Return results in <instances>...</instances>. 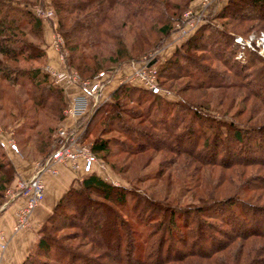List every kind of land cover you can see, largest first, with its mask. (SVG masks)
Wrapping results in <instances>:
<instances>
[{
	"label": "trees",
	"instance_id": "obj_1",
	"mask_svg": "<svg viewBox=\"0 0 264 264\" xmlns=\"http://www.w3.org/2000/svg\"><path fill=\"white\" fill-rule=\"evenodd\" d=\"M35 1L0 0V77L10 80V74H14V82L28 84L24 90L33 112L52 115L57 124L63 104L60 88L40 66L20 69L8 63L19 56H43L37 45L25 39L31 30L40 28V20L25 6L18 5ZM176 1L179 3L50 0L63 37L60 52L64 66L74 68L81 77L84 73L90 75L100 70L99 53L106 52L112 42L113 56L102 62L122 64L137 60V55L121 59L128 50L116 32V22L120 26L126 23L127 29L133 31L135 40L130 49L140 51L148 44L154 24L158 23L156 31L163 38L175 30L174 23L182 24L184 6L191 0ZM212 8L205 10L201 22L167 59L158 63L153 58L157 84L162 86L165 80L185 77L187 89H215L221 93L241 89L264 107V78L257 79L256 72L249 70L250 56L260 57L264 66V50L260 55L234 41L236 35L246 37L236 33L244 24L247 32L258 35L264 31V0H226L218 10L212 12ZM153 13L158 14L153 17ZM239 51L245 56L238 57ZM87 58L91 65L85 63ZM212 60L224 69L211 68ZM172 92L177 99L169 100L144 88L120 83L97 104L80 137L100 114V123L121 139L103 137L106 130L100 128V137L96 135L89 144L93 156L101 154L103 158L114 152L134 156L151 148L174 154L183 169L197 163L229 170L225 174L227 188L215 192L209 180L201 182L195 175L187 174L185 184L202 187L197 202H166L137 188L106 181L93 166L75 185L71 181L58 197L20 264H264V124L237 123L225 113H210L207 106L191 102L179 91ZM130 102L132 106H128ZM25 109L23 106L20 111ZM41 137L35 141V146H40L36 152L42 154L46 150L48 155L55 136L47 141ZM235 143L237 150L231 147ZM199 144H206V149L198 148ZM110 145L116 146L113 151ZM240 151L246 155L236 157ZM219 153L222 155L218 158ZM252 167L255 171L244 176L246 169ZM160 174L156 170V177L160 178ZM14 175L12 162L0 148V213L4 207L3 192ZM65 228L69 231L55 236Z\"/></svg>",
	"mask_w": 264,
	"mask_h": 264
},
{
	"label": "rangeland",
	"instance_id": "obj_2",
	"mask_svg": "<svg viewBox=\"0 0 264 264\" xmlns=\"http://www.w3.org/2000/svg\"><path fill=\"white\" fill-rule=\"evenodd\" d=\"M12 1L14 3L17 0H12ZM20 1L32 2V0H20ZM225 1L226 0H213L209 4V6L206 7V9H208L211 6H214V8L211 9V11L214 12L218 10V8H220V6L224 4ZM173 2H175L174 4H176V2L179 3V1L176 0H173ZM200 3L201 0H191L187 2V4L184 6L186 9L181 14V19L184 13L190 10L196 11L199 8H201ZM18 5L21 7L25 6L24 7L25 9L27 8L31 12V14H33V16H35L40 20V28L38 30L37 29L31 30L30 33L26 34L25 39L27 42L31 43L32 45H37L42 50L43 56L31 57L28 59H23L22 56H19L15 60V62L9 61L8 63L13 64L14 66L20 69L40 66L41 71L47 74L49 80L51 79L52 80L51 82L60 88L63 98V104L61 105L59 111L61 119L56 124L55 119L53 118L52 115H47V113L46 114L40 113V115H37L38 111L33 112L32 110L33 108L29 106L30 102L26 99L27 95L24 90L27 88L26 86H29L28 84L20 85L18 81L14 82L13 81L14 74L13 75L10 74V78H11L10 80H6L0 77V129L3 134L5 133L4 136L15 144L17 152L11 151L12 154H14L17 158L25 159L28 162L36 160L37 161L36 164L42 163V161H44L49 154L45 155L46 150L42 152V154L36 152L35 148L37 147L35 146L36 145L35 141L40 140L41 136H42L41 138L46 139V141L48 140V138L51 139L52 135L55 136L56 128L58 126H61L60 123L67 118V116L64 114V110L68 105L69 99L74 94L71 87L75 89V91L77 92V93L75 92L76 94L81 93V89L77 85L74 84L68 85L65 84L64 82L55 83L50 72L73 71L76 74V76L80 79V81H82V80L91 79L98 72L105 71L108 74L107 82L110 79H112L115 80V84L118 85L120 84L118 83V81H121V78H123L126 74L130 73V71L132 70V66H135L136 64L137 65L140 64V61L143 56L145 55L154 56V58H157V62L160 63L165 59H167L174 50V48L178 47L187 37L186 34L180 35L179 31L176 29V26L180 27V25L183 24V20H182V24L179 22L174 23L175 30L170 32L168 35H166L165 38H163L160 34L157 33L156 29L159 26L157 23L153 25L152 32L148 34V38H149L148 44L146 46H143L142 47L143 49L140 51L132 50L130 48L132 46L133 41L135 40L133 31L127 29L128 25L126 23L125 26H120L119 21H117L116 32L117 34L120 35L123 44L128 50L127 55L121 59L131 58L134 57L135 55L139 56L138 59L134 61L123 62L122 64H115L116 62L110 63L104 61L103 63L101 60L113 56L110 55L111 50L115 49V45H113L112 42V44H110L109 49L106 50V52L104 51L99 53L98 58L101 56L98 59V65H101L100 70H97L96 72H93L90 75L84 73V75H82V77L84 78H82L74 68L67 69L64 66V55H62V52H60V48L63 46V37L61 36L60 31L57 27L56 14L53 7L51 6L50 0H36L35 2L27 5H23L21 3H19ZM49 10L51 11V14L50 15L45 14ZM157 14L158 13H153L152 16L155 17ZM164 20L165 19L162 16V22H164ZM245 25L246 24L242 25L240 28L238 27V29H236L237 30L236 33L246 36L242 38H247L248 40L251 39V43L252 41L253 42L256 41L255 43L259 44V48L256 47L255 43H252L251 44L252 46L249 47V49L255 50L258 54L261 55L264 48H262L259 39L261 36H264V31L260 32L258 35L254 34L253 31L247 32L243 27ZM144 29L145 31H147L146 27ZM235 37H240V36L236 35L234 36V38ZM64 52L66 51H63V54ZM33 53L36 52L33 51ZM237 56L243 57L245 55H243L242 51H239V55ZM249 58L252 60L251 62H249L250 64L249 70L253 71L254 73L256 72L257 75H255V77L257 79H263L264 66L261 58L254 56H250ZM53 59L55 60V62L57 60L60 65V67L58 65L57 70H54L56 67H52V65L54 64L52 63L51 60ZM132 62L135 64L132 65ZM85 63L91 65V61L88 58L86 59ZM209 64L211 68H216L219 70L224 69V66L217 61H213V60L209 61ZM153 66H156V64H153ZM187 80L188 79L185 77L172 78L165 80L163 82L161 81L162 86H159L158 84L157 86L159 90L162 92L161 95L166 97V99L169 100L177 99V97L172 91H179L180 94H182L184 97L189 98L191 102L197 104L202 103L203 105L207 106L209 108L210 113L212 111V113H214L215 115L225 113L226 116L233 117L237 121V123H246L253 125L264 124V107L261 106L257 101H255V99L248 97V95L246 96L244 94L245 92L244 90L228 89V91L222 93L215 89L197 91L194 89H187L186 87ZM24 86L26 88H24ZM135 86L143 88L139 84H136ZM108 94L109 93L103 91V96H105V99L108 97ZM101 100L104 99L100 98L99 100H97L95 104L92 105L91 108H89V111L86 114H84L82 117L78 119H74L75 121H72L71 125L76 127L77 129H81L80 132L81 134L85 129L86 123L88 124L89 122V115L94 112V109ZM23 106H26V109L21 112L20 110H22ZM128 106H132V103L131 102L128 103ZM41 112H45V111L41 110ZM99 118H100V114H97L95 119L91 121V124L88 127V130L85 132V134H83L82 137H80L81 135L80 134L78 137V140L81 143V145L85 146L88 151H89V144L91 143L92 138L95 137L96 135L100 137V135H98L100 133L98 131L100 128L106 130V132L103 133L102 135L103 137L121 139L119 134H117L114 130H112L108 126H104V123H100L101 121ZM223 118L227 120V117H223ZM142 124L143 125L145 124L144 121H142ZM26 125H31L32 126L31 129H27L25 127ZM113 126H115V124ZM37 135H41V136H37ZM199 143H201V140L199 141ZM201 144L198 145V148L203 146V149H206L207 147L206 144L205 145H201ZM227 144L230 145L229 143ZM39 147L40 146H38V148ZM115 147L116 146L114 145H110V150L113 151ZM231 147L233 148V150H237L236 143L233 144ZM0 148L3 149L5 152L10 151L2 147ZM100 155L101 154L94 156L96 159V163L94 164L93 170L101 178H103L106 181L112 182L114 184L137 188L138 190H141L145 193H149L154 198L166 202L172 200H176V203H184L189 201L197 202L198 200L197 196H199L202 193V187H199L198 185L197 187H195L192 186L190 183L185 184L184 181L187 174L195 175L197 180L201 182H203L204 180L206 181L209 180V184L215 187V192L227 188L225 183L227 176H225V174H228L229 170H225L218 166H210L203 164L200 165L197 163H193L191 166L189 165L190 166L189 168L183 169V167L181 166L180 159L171 153L152 151L151 148H146L144 151L134 156H125L124 154H119V153L115 154V152L112 153L111 155L106 154L103 158H101ZM221 155L222 154L219 153L218 158ZM244 155L246 154L241 153V151L235 154L236 157H242ZM187 164H190V161L188 159H187ZM61 168L66 169L68 175L71 178L70 182L73 181L74 183L73 185H75L76 182H79L83 178L82 175H78L77 173L71 172L66 167H61ZM252 168L246 169V174L244 176L247 175V172L253 173V170L255 171V168L254 167ZM156 170H159V172H161L160 178L156 177L155 175ZM165 176L168 177L165 178ZM21 181L23 180H17L15 184ZM167 181L170 182L169 183L170 186L167 185ZM189 186L190 188H188ZM9 190H12V187L8 186L3 192V194H8V195L5 197L3 195L4 201L2 203V206L7 204L6 198H8V196L10 195L9 193L16 191L15 189H13L11 192H9ZM92 197L96 198L95 195H92ZM14 220H15V215H14ZM28 224H29V218L27 225L21 230H24L28 226ZM68 231L69 228L59 230L55 233V236H58ZM12 233H16V232L12 231ZM70 243H71L70 241L67 242V244ZM85 249L86 247H80V250H85Z\"/></svg>",
	"mask_w": 264,
	"mask_h": 264
},
{
	"label": "built area",
	"instance_id": "obj_3",
	"mask_svg": "<svg viewBox=\"0 0 264 264\" xmlns=\"http://www.w3.org/2000/svg\"><path fill=\"white\" fill-rule=\"evenodd\" d=\"M213 0H201L198 10H190L183 14V24L176 26L180 35L186 36L191 33L195 27L201 22V16L204 14L206 7ZM45 14L50 15L49 10ZM260 44L264 48V36L260 37ZM257 40V41H259ZM59 41V39H58ZM234 41L241 46L251 47V39L235 37ZM256 42V41H255ZM253 42V43H255ZM259 48V44H256ZM154 56L145 55L142 57L140 64L132 66L129 74H126L118 83L139 84L146 90L154 94H161L156 82L157 67L153 66ZM135 64L132 62V65ZM55 83L64 82L65 84L77 85L81 89V93L73 95L69 101L64 114L72 119H78L89 111V108L95 104L97 100L105 99L103 89L107 83L108 74L104 71L98 72L95 76L88 80H82L76 76L73 71L67 72H50ZM81 129L70 126H58L55 131V143L52 151L40 164L35 163L34 173L27 179L15 184V192L9 193L8 200L16 196H23L24 204L15 212V220L12 225V231L18 232L27 225L28 218L32 210L43 199L44 184L41 180L42 173L56 175L59 168L66 167L71 172L83 175L89 172L96 163L95 157L87 150V148L78 140ZM5 134V133H4ZM0 129V147L10 151L17 152L15 144L7 139ZM7 200V202H8ZM6 246L5 239L0 237V250Z\"/></svg>",
	"mask_w": 264,
	"mask_h": 264
},
{
	"label": "crops",
	"instance_id": "obj_4",
	"mask_svg": "<svg viewBox=\"0 0 264 264\" xmlns=\"http://www.w3.org/2000/svg\"><path fill=\"white\" fill-rule=\"evenodd\" d=\"M51 61L54 64L52 67H56L55 69H52L57 70L59 65L58 61L56 60L57 63L54 59ZM115 85V80L110 79L105 84L103 91L109 93ZM71 89L73 90V95H75L77 92L74 88L71 87ZM72 121L75 120L67 117L60 123V125L70 126ZM6 153L15 170L14 178L9 185V187H12L13 190L15 189V182L17 180L27 179L34 173L35 163L37 161L33 160L28 162L25 159L17 158L14 154H12V152L10 153V151H6ZM58 172L59 173L56 175H51L49 173L41 174V180L44 184L43 199L32 210L29 216L28 226L20 232L18 231L16 233H12L11 230L14 222L15 210L24 204L25 199L23 196H16L10 200H8L9 197L6 198L8 202L4 205L3 210L0 213V237L2 236L6 241L5 248L2 251L0 250V264H20L27 251L30 249L35 239L36 230L44 218H46V216L50 213L52 207L56 203V200L66 190L70 182L71 178L66 169L59 168ZM12 190H9V192ZM3 195L5 197L8 194Z\"/></svg>",
	"mask_w": 264,
	"mask_h": 264
}]
</instances>
